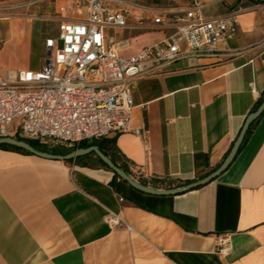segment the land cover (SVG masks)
I'll list each match as a JSON object with an SVG mask.
<instances>
[{"label":"crops","instance_id":"0c3cea01","mask_svg":"<svg viewBox=\"0 0 264 264\" xmlns=\"http://www.w3.org/2000/svg\"><path fill=\"white\" fill-rule=\"evenodd\" d=\"M132 1L155 11L198 2L204 17L238 11L237 32L219 44L220 56L181 57L161 74L135 78L131 119L147 131L109 136L132 179L174 189L216 170L264 101V2ZM61 6L64 17L85 15L65 0H0L1 74L41 67ZM170 31L110 34L127 39L128 55ZM75 159L0 149V264H264V112L231 163L197 188L153 194L123 180L115 188L112 171ZM109 212L121 222L107 223Z\"/></svg>","mask_w":264,"mask_h":264},{"label":"built area","instance_id":"2783aa9c","mask_svg":"<svg viewBox=\"0 0 264 264\" xmlns=\"http://www.w3.org/2000/svg\"><path fill=\"white\" fill-rule=\"evenodd\" d=\"M65 1L85 15L67 18L61 15L65 7L59 8L54 16L58 31L44 39L41 67L0 73V137L35 139L49 148L117 133L140 135L147 130L132 123L133 80L161 74L181 57L220 56L219 44L238 27L237 10L204 17L198 2L155 11L131 0ZM119 29L171 31L161 41L124 55L127 39L110 34ZM104 219L121 222L113 212Z\"/></svg>","mask_w":264,"mask_h":264},{"label":"water","instance_id":"95a60500","mask_svg":"<svg viewBox=\"0 0 264 264\" xmlns=\"http://www.w3.org/2000/svg\"><path fill=\"white\" fill-rule=\"evenodd\" d=\"M262 112H264V101H262L259 106L251 112L245 119L243 126L241 127L237 137L235 138L228 154L226 155L225 159L223 160L222 164L213 172H211L209 175L206 177L192 182L190 184H187L185 186H181L178 188L174 189H168V190H157L153 187L143 185L139 183L138 181L132 179L128 174H126L122 169H120L118 166H116L107 156H105L96 145H91L85 148H77L71 152H69L66 155H57V154H51L48 152L44 151H39L33 148L31 145H29L26 141L16 139L15 137H0V144H8L11 146H15L18 148H22L32 154H35L37 156L43 157V158H49V159H61V160H66V159H71L75 158L80 155H84L90 152H94L107 166L110 168L114 173H116L123 181L127 182L129 185L132 187L143 191L147 193H153V194H167V193H175V192H180L183 190L191 189L197 186H201L210 180L214 179L221 171H223L233 160L235 155L238 152L239 146L243 140V137L246 133V130L248 128V125L250 122H252L255 118H257Z\"/></svg>","mask_w":264,"mask_h":264},{"label":"trees","instance_id":"16d2710c","mask_svg":"<svg viewBox=\"0 0 264 264\" xmlns=\"http://www.w3.org/2000/svg\"><path fill=\"white\" fill-rule=\"evenodd\" d=\"M253 1L255 3L264 2V0H259V1L253 0ZM258 118H259V116L257 118H255L252 122H250V124L248 125L246 133H245L243 140L239 146V150L242 148L247 136L251 132L252 127L257 122ZM15 138L26 141L29 145H31L36 150L49 152V153H53V154H62V155L68 154L69 152L76 149V147L85 148V147H88L91 145H96L98 147V149L105 156H107L116 166H118L120 169H122L126 174H128V175L130 174L127 166L124 163L119 162L117 160V157L115 154L114 138L103 137V138L93 139V140H89V141H82L78 144V146H72L69 148L59 146V145H55L53 148H48L47 146H45L44 144L40 143L39 141H37L35 139L24 138V137H20V136H15ZM0 149H11V150L19 151V152L30 153V152H28L22 148H18V147L11 146L8 144H0ZM75 160L82 165H87V166L99 165V166L105 167L108 170L112 171L110 168H108V166L98 156H96V154L94 152H90V153L81 155L79 157H76ZM120 180H122V179L116 173L113 172V178L111 180V183L113 186H115V188L117 187V181H120ZM140 183L146 185V183L143 180H140ZM197 187H199V186H197ZM197 187H194V188H197Z\"/></svg>","mask_w":264,"mask_h":264},{"label":"rangeland","instance_id":"374dc122","mask_svg":"<svg viewBox=\"0 0 264 264\" xmlns=\"http://www.w3.org/2000/svg\"><path fill=\"white\" fill-rule=\"evenodd\" d=\"M49 27L50 26H47V28H49ZM0 29H1V25H0ZM40 56H41V47L38 46L37 49L35 50L33 56H32L33 63L39 62Z\"/></svg>","mask_w":264,"mask_h":264}]
</instances>
